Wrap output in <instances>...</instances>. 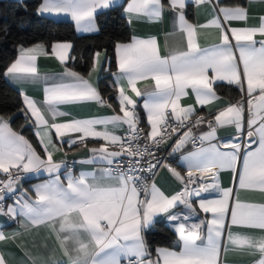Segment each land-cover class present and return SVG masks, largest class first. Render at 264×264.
Masks as SVG:
<instances>
[{
  "label": "snow or ice",
  "instance_id": "snow-or-ice-1",
  "mask_svg": "<svg viewBox=\"0 0 264 264\" xmlns=\"http://www.w3.org/2000/svg\"><path fill=\"white\" fill-rule=\"evenodd\" d=\"M191 2L210 5L204 23L188 19L189 0L127 4L130 25L157 23L165 10L172 13L167 51L162 54L155 36L117 42L115 79L104 93L91 79L110 70L100 51L86 77L69 66L77 59L71 42L19 46L2 75L20 86L19 111L37 143L22 134L23 126L14 130L11 116L0 115V216L19 225L6 234L0 222V242L12 241L23 253L18 260L0 250V264H227L229 252L251 258L245 264H264V203L240 197L241 191L264 196V14L252 17L249 7L220 6L219 0ZM121 6L120 0H41L35 11L70 17L78 33L95 34L98 15ZM204 29L216 30L207 46L199 43ZM39 56L54 57L62 71L41 74ZM142 81L152 83L138 87ZM41 84L42 99L23 88ZM223 85L238 95L222 98L217 89ZM189 89L195 103L182 106ZM222 99L215 110H197ZM88 105L110 111L80 118L65 110ZM228 127L234 132L222 142L218 130ZM89 140L102 143L90 146ZM65 145L83 146L91 155L54 159ZM75 163L93 167L76 174ZM162 170L175 182L171 191L156 181ZM223 171L231 173L232 187L221 186ZM32 177L38 182L25 189L22 181ZM201 213L210 217L196 220ZM157 217L173 231L174 246L149 243ZM41 227L54 240L46 254L18 240Z\"/></svg>",
  "mask_w": 264,
  "mask_h": 264
},
{
  "label": "trees",
  "instance_id": "trees-1",
  "mask_svg": "<svg viewBox=\"0 0 264 264\" xmlns=\"http://www.w3.org/2000/svg\"><path fill=\"white\" fill-rule=\"evenodd\" d=\"M247 0H222L224 5H245ZM41 0H0V115L11 116V126L23 132L30 141L37 143L30 125L25 124V117L19 109L22 107L20 92L12 87L2 75V70L16 59L19 46L29 47L37 43L50 46L53 42H71L72 55L76 56L71 67L82 75H87L95 52H105L110 63L109 71H102L99 88L102 93L113 83L112 72L116 71L115 44L126 43L131 39V31L122 12L126 0L121 7L107 11L97 17L100 31L97 34L80 36L74 25L67 21L38 16L35 9ZM27 5V8H25ZM192 17L191 9L187 10ZM220 95L237 92L232 87L221 86L217 89ZM165 221H158L154 229L147 234L149 243L155 247L174 246L175 235L166 226Z\"/></svg>",
  "mask_w": 264,
  "mask_h": 264
},
{
  "label": "crops",
  "instance_id": "crops-1",
  "mask_svg": "<svg viewBox=\"0 0 264 264\" xmlns=\"http://www.w3.org/2000/svg\"><path fill=\"white\" fill-rule=\"evenodd\" d=\"M21 1V0H18ZM222 0H219L220 6H223L221 4ZM131 0H126L125 6L123 8V16L127 20L126 14L124 9L126 8L127 4L130 3ZM120 3H123V0H120ZM224 6H230V5H224ZM244 6L249 7L250 15L252 17H258L261 14H264V2H261V0H255L254 3L249 5V0L246 1V4ZM191 9L192 11V17L188 15V11ZM187 13V17L190 21H199L200 23H204L208 17L209 13L211 11L210 5H202L197 7L191 0H189V4L185 9ZM43 17V16H42ZM47 18L53 19L55 21H67L70 22L71 24L74 25V22L71 21L70 17H54V16H48ZM128 22V21H127ZM254 22V20L252 21ZM234 24H239L242 22H233ZM129 24V23H128ZM75 27V26H74ZM130 31H131V37L133 35L141 37V38H146L148 36H155L158 38V42L160 45V49L162 54H164L167 49L165 48V39H166V33L172 31V13L168 10H165L163 20L157 23H151V22H146V21H141V22H134L131 25L129 24ZM75 29V28H74ZM76 30V29H75ZM76 33L80 36L84 35H92V34H83V33ZM202 34L199 38V43L201 46H207L210 43L215 41V36H216V30L215 29H204L202 30ZM97 34V33H95ZM171 39V38H169ZM35 45V44H34ZM33 46V45H32ZM46 46V45H45ZM30 47V46H29ZM73 53V49H72ZM102 55V60L103 59H108L107 54L105 52H101ZM18 56V54H17ZM16 56V58H17ZM37 65L38 68L41 72V74H55L59 73L62 71V66L59 64V62L54 58V57H45V56H39L37 60ZM102 71L101 70L97 74H93L92 76V81L99 86L100 78L102 77ZM87 77V75H85ZM113 81H114V77ZM9 83H11L12 87L15 88L17 91L20 92V86L10 82L7 80ZM145 83L151 84V81H142L140 84H138V87H143ZM227 86V85H223ZM227 87H232L233 86H227ZM24 90L27 92L28 95L33 96L37 99H42L43 98V84L40 86H33V85H24L23 86ZM235 89V88H234ZM236 90V89H235ZM189 95L186 97H183L181 100V105L182 106H187L189 104H194L195 103V97L192 95L191 90H188ZM134 95V94H133ZM218 95H220L218 93ZM238 95V92H231L227 95H220L222 98H226L228 96H232L235 98ZM143 98H139V102L142 103ZM226 102L225 99H222L219 102H213V104L200 108L197 106V110L201 113H207L209 108H212L215 110V108L218 106V103H224ZM65 110H68L72 112V114L76 117L80 118H87V117H92V116H99V115H104L107 114L110 110L107 108H97L94 105H88L83 108L78 107V106H65ZM140 115H142L145 126H146V117L144 114V111L142 108H139ZM31 126V125H30ZM32 128V127H31ZM234 132V129L228 127V128H221L218 130L217 136L218 138L223 142L227 141L231 138L232 133ZM34 133V132H33ZM99 143H102L100 141H92L89 140L88 144L90 146L92 145H98ZM190 147V146H189ZM165 151L167 150V147L165 146ZM66 154V155H65ZM91 154L87 151L86 148L83 146L79 145H74L72 148H68L67 145L64 146L63 152H57L55 154L54 159L59 160L61 157H64L67 161L72 162L74 160H83L90 156ZM75 168L74 171L76 174L79 173V171L84 170H91L92 165H87V164H81V163H75ZM42 179H46V177H41ZM157 183L162 187L163 190L165 191H171L174 187H176L175 182L173 178L167 173L166 170H162L156 177ZM38 182L35 177L31 178V181H22L23 186L25 189H30L31 185L33 183ZM220 183L222 187H232L233 186V180H232V175L228 171H223L220 173ZM206 195H215V194H206ZM240 197L243 201L246 202H252V203H264V196H262L258 191H241L240 192ZM9 203H12L10 201ZM198 207V206H197ZM207 215L210 217V214H203L201 213L200 216L196 217V220H199L201 218H204V216ZM165 221L164 217H157V221ZM0 222H4L6 224V227L4 228V231L6 234H9L15 230L18 229L19 225H17L15 222H9L7 219L3 216H0ZM167 223V222H166ZM173 232V231H172ZM49 237L47 239V248L43 247V244L45 243V238ZM18 240L24 242L26 246L31 249L33 252H40L46 254L53 246H54V240L49 236V233L47 229L41 227L39 229H33L30 232H25L22 237H18ZM0 250H3L6 254H10L11 256L16 257L18 260L23 257V253L20 251V248L16 246V244L12 241H4L0 242ZM58 256L62 260L66 262V258L62 257V254L59 252L57 253ZM251 258L249 257H242L239 254L229 252L226 254V261L227 264H245V261L249 260Z\"/></svg>",
  "mask_w": 264,
  "mask_h": 264
},
{
  "label": "built area",
  "instance_id": "built-area-1",
  "mask_svg": "<svg viewBox=\"0 0 264 264\" xmlns=\"http://www.w3.org/2000/svg\"><path fill=\"white\" fill-rule=\"evenodd\" d=\"M141 114V113H140ZM141 118H142V124H141V126H145V122H144V119H143V117H142V115H141ZM166 152H167V150L165 151V148L163 147L162 149H161V152H160V155H165L166 154ZM171 159V158H170ZM73 168H75V165H73ZM3 174H0V176H2ZM157 177V176H156ZM10 201H12L11 200V198H9L5 203H9Z\"/></svg>",
  "mask_w": 264,
  "mask_h": 264
}]
</instances>
